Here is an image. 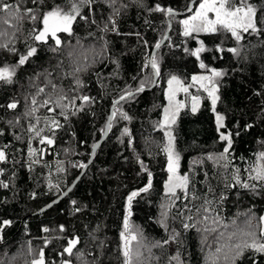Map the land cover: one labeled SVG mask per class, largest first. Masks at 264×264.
Instances as JSON below:
<instances>
[{
  "label": "trees",
  "instance_id": "trees-1",
  "mask_svg": "<svg viewBox=\"0 0 264 264\" xmlns=\"http://www.w3.org/2000/svg\"><path fill=\"white\" fill-rule=\"evenodd\" d=\"M5 2L14 3L15 0ZM54 2L61 3L62 0H47L49 6ZM188 2L189 0H143L145 7H140L135 0H117L116 7L128 6L117 18V32H102L101 28L108 21L112 8L105 0H95L91 10L83 9L87 22L78 18L73 25V35L58 34L62 40L58 52L50 51V46H54L51 38L49 44H37L28 38V30L32 27L30 22H25L23 32L18 34L19 39L13 45L17 49L15 54L0 49V66H3L16 63L20 54H26L29 45L38 48L37 54L17 69L13 84H0V104L6 105L13 98L19 100L16 110L0 108V132L3 133L0 135V148H4L7 156L5 162H0V170H3L0 181L8 184L7 188L0 187V222L12 221L10 226L0 231V264H29L32 259L27 251L29 242L32 247L40 248L44 245V237L71 238L73 235L80 237L81 242L77 247L84 252L87 260H98V264H121L118 245L126 196L147 183V174L140 171L137 156L152 172L153 187L149 193L141 194V197L134 200L131 221L140 226L151 240L166 238V233L156 223L160 214L163 184L167 179L166 156L158 147L163 143L164 136L154 125L161 120L163 106L167 104L164 89L167 88L169 76L175 74L190 82L193 74L204 72L199 68V61L183 51L184 47L198 46L196 40L179 35L178 20L183 16H178L173 21L168 33L170 40H165L161 48L156 50L161 63V76L156 84L120 102V107L130 119H120L119 115L114 118L112 127L96 149L93 160L73 187L51 207L42 212L37 210L57 197L79 174L81 168L73 167V164L87 161L93 144L102 133L112 100L118 99L126 88L134 90L150 72V69L142 71L146 54L161 39L166 25L161 13H149L146 7L159 3L184 13ZM251 2L260 4V0ZM25 3L35 7L29 0H25ZM93 20L96 23H92ZM136 33H139V37ZM199 39L204 40L206 47L210 49H214L221 41L225 49L237 47L235 41L230 37L225 38L223 34H201ZM105 41L107 52L104 53V59L92 64L87 71L77 74L83 82L82 94L94 97L95 103L72 116L68 122L58 114L59 110L50 113L41 108L37 112L42 118L38 127L42 126L43 117L53 116L64 128L57 130L55 143L51 146L32 140V147L44 148L45 153L41 163L32 164L30 169L32 158L28 156L30 134L27 128L29 123H35V119L24 116V112L37 87H45V93L38 97L40 100L52 92L43 75L35 79V86H30V78H35L38 73H51L49 80L70 96L74 95L69 90L76 87L75 78L65 73L90 62L91 52L86 53L85 49L95 48L98 51ZM144 41L148 42V47L144 46ZM241 46L242 52L238 58L227 51H207L201 54V58L209 67L225 70L227 73L220 78V100L216 111L225 117V128L221 131L232 133L235 163L246 167L240 157L250 160L255 153L264 151V143H261L264 142V35H246ZM85 54L89 56V61L84 60ZM189 92L199 95L201 100L197 112L193 114L190 96L185 97L181 93L177 97L187 105L181 110L172 129L176 149L181 155L180 171L184 174L190 168L194 169L195 191L201 197L208 192L209 184L212 186L214 193L209 195V199L216 201L212 205L215 214L221 217L224 224L229 225L227 229L218 228V231H232L235 227L232 221L243 226L250 209L257 218L264 215V192L255 195L238 187L225 188V183L230 180V173L220 170L221 176L217 178V169L210 161L193 166V160L222 151L224 142L219 140L216 114L212 111L210 100L206 98L207 94L195 87L190 88ZM257 92L261 95H257ZM26 96L29 97L27 101ZM16 117H20L19 123L9 125L8 121L15 122ZM249 124L252 125L251 128L246 127ZM124 128H128V135H122ZM237 132L239 135H236ZM17 136L21 139H16ZM129 140L132 141L131 145ZM57 161L63 162L64 172H57ZM205 171L209 173L208 181H205ZM49 182L59 187L50 189ZM221 193L227 197L223 201L219 200ZM73 200L76 201L75 205L72 204ZM202 202L201 199L193 204L199 207ZM77 207L81 211L75 212ZM202 216L203 213L195 217L201 223L187 231L179 222L169 220L170 228L174 227L181 233L179 244L172 243L163 250L153 249L159 260L152 264H169L168 257L177 252L183 264H206V258L215 253L218 243L214 239L215 233L204 232L206 227L214 225L210 221L204 222ZM61 224L65 226L64 233H44L41 230L43 227L58 229ZM97 226L99 231H95ZM93 236L96 237L95 240ZM101 241L105 244L103 248L100 247ZM65 244L66 240L59 239L48 245L45 249L48 264H59L62 259H71L76 264L75 257L58 254ZM247 256H253V253H248ZM255 260L256 264H264V257L260 255H255ZM239 264H251V260L244 258Z\"/></svg>",
  "mask_w": 264,
  "mask_h": 264
},
{
  "label": "snow or ice",
  "instance_id": "snow-or-ice-1",
  "mask_svg": "<svg viewBox=\"0 0 264 264\" xmlns=\"http://www.w3.org/2000/svg\"><path fill=\"white\" fill-rule=\"evenodd\" d=\"M140 7H145L143 0H135ZM29 3L35 7L27 6L25 0H15L14 3L0 0V49L9 53L15 54L17 49L13 46L15 41L19 39L18 34L23 32L25 22H30L32 27L28 30V38L37 44H49V38L54 41V46H50V51L56 53L59 51L62 40L59 33L74 34L73 25L77 19L87 22V16L83 14V9L91 10L95 0H62L61 3H52L51 6L47 4V0H29ZM111 8V14L102 32L113 31L117 32V18L121 12L127 9V5L116 7L117 0H105ZM149 13H161L165 20L163 23L167 29H171L173 21H176L178 16H183L178 20L180 26L179 35L185 39L196 40L198 44L195 48L184 47L183 51L199 61V68L204 70L202 74H193L190 82H186L179 76L172 74L167 79V88L164 89V97L167 104L163 106L162 118L155 123V128L163 132L164 140L158 147L166 156L167 179L163 184V196L161 197L160 214L156 219V223L166 233V238L159 240H151L144 233L143 229L131 221L133 202L141 194L149 193L153 187L152 172L148 170L147 166L137 156V162L140 165V171L147 174V183L137 189L132 190L126 196V203L124 206L123 220L121 230L119 232L118 251L120 253L121 264H152L153 261H158L159 257L155 255L153 249H165V246L172 243L179 244V236L181 233L176 228H170L169 220L179 222L185 231L190 228H195L197 224L201 223L200 219H196L203 213L202 220L204 222L210 221L214 227H206L204 232L215 233V241L218 246L215 248V253L206 258V264H239V262L247 258L251 260V264H256L255 255L264 257V215L258 218L251 213L246 215L243 221V226L237 224L235 220L232 224L235 226L232 231H218V228L227 229L229 225L222 222L221 217L215 214L212 205L216 202L214 199H209V195L214 193V189L209 184L208 192L201 197L195 191V176L194 169L190 168L189 172L181 174V155L176 149L175 136L173 135V126L177 123L180 112L185 108L186 102L177 99L183 93L185 97L190 96L191 112L195 114L199 108L201 97L199 95L191 94L190 88H197L198 91L206 93V98L210 100L212 111L216 114V130L219 134V140L224 142L223 150L218 153H209L206 156L193 160V166L202 164L204 161L212 162L217 169L215 176H221L220 170L225 173H230V180L225 183V188H242L249 192L259 195L264 192V151L255 153L254 158L245 160L244 157L239 159L246 165V167L238 166L235 163V157L232 154L233 139L231 132H224L221 129L225 128V117L216 111L217 102L220 100L219 83L220 78L227 73L225 70H218L215 67H209L201 58V54L207 51L232 53L234 57H240L242 52L241 41L246 38V35H264V0H260V4H254L251 0H189L185 5L184 13L179 12L173 7H165L157 3L152 7H146ZM149 23V21H145ZM92 23H96L95 20ZM109 24L111 28H109ZM119 34V33H118ZM131 34V33H129ZM201 34L204 35H218L223 34L225 38L230 37L235 41L237 47L223 48V41L217 44L214 49L206 47L204 40L199 39ZM139 37V33H136ZM103 39V37H101ZM164 40H170L167 31L162 32V39L157 41L153 46L155 49H160ZM79 43V41L77 42ZM144 46L148 47V42L144 41ZM38 48L29 45L26 54H20L19 59L14 64H4L0 66V84L11 85L15 82L14 78L17 75V69L24 66L31 57L37 54ZM85 52H91V60L75 67L72 72L65 73L67 76L75 78L76 87L69 91L74 92V95H69L62 88L48 79L51 73H38L35 78H30V86H35V79L43 75L47 85L51 87L52 92L45 95L42 100L38 99L41 94L45 93V87H37V90L30 98V104L26 105L24 116L35 119V123H29L27 132L30 134L28 141V156L31 159L30 169L32 164H39L43 160L45 153L44 148H33L32 140H38L41 145L51 146L55 143L57 130L64 128V125L53 116L43 117V124L41 125V117L37 112L41 108L47 109L48 112L54 113L59 110L58 114L68 122L72 116L85 111L88 107L95 103V98L89 95L82 94L83 82L79 79L78 73L87 71V69L99 60L104 59V53L107 52V41L97 51L95 48L85 49ZM71 55V53H69ZM245 59L247 57L245 56ZM84 60L89 61V56L84 55ZM117 63L116 61H112ZM59 66V65H58ZM150 69L143 79L140 80L139 85L134 91L127 88L122 90L118 99L112 100V112L108 116L104 128L101 132L104 133L111 129L114 118L118 115L120 119L129 120L130 117L120 107V102L134 97L137 93H142L147 87L156 84L157 79L161 76L160 57L156 52L146 54V59L143 64L142 71ZM134 79H136L134 77ZM261 95L260 92L256 93ZM29 97H25L27 101ZM79 101V103H77ZM19 105V100L13 98L6 105L0 104V108L8 110H16ZM264 115V109H262ZM20 117L15 118L14 121H8L9 125L15 126L18 124ZM251 128L252 125H246ZM3 133L0 132V135ZM128 128H124L122 135H128ZM239 135V132L236 133ZM16 139H21L17 136ZM131 145L132 141H128ZM264 143V142H261ZM7 147V146H5ZM93 149L97 145L92 146ZM67 152L68 149H65ZM7 159L4 148H0V162H5ZM73 167L86 168L85 163L73 164ZM57 172H64L63 162L57 161ZM3 170H0L2 174ZM205 181L210 180L209 173L204 172ZM205 181H201L204 183ZM0 187L7 188L8 184L0 181ZM56 187L49 182V188ZM66 195V193H65ZM227 197L221 193L219 200L223 201ZM203 200L199 207H195L193 202ZM181 203L178 204L177 202ZM55 203V201H53ZM75 205L76 201H72ZM192 205V206H190ZM51 207V205H48ZM194 209V212H193ZM173 210L175 212L173 213ZM43 211V209H41ZM75 212L81 211L80 208H75ZM12 221L3 220L0 222V231L7 226H10ZM44 233L58 231L60 233L66 232L64 225H59L58 229H50L43 227L41 229ZM97 226L95 231H99ZM199 231V229H197ZM89 235H92L91 233ZM94 240L96 237H92ZM43 247L34 248L29 242L27 249L28 255L32 257L29 264H48L45 256V249L53 240L63 239L66 244L62 245V252L58 253L61 256L75 257L76 264H98V260H87L83 251L78 249L80 244V237L73 235L71 238L62 236L44 237ZM207 237H205V240ZM105 246L104 241L100 242V247ZM248 253H253V256H247ZM91 255V253H89ZM169 264H183L179 253L168 257ZM59 264H73L71 259H62Z\"/></svg>",
  "mask_w": 264,
  "mask_h": 264
},
{
  "label": "water",
  "instance_id": "water-1",
  "mask_svg": "<svg viewBox=\"0 0 264 264\" xmlns=\"http://www.w3.org/2000/svg\"><path fill=\"white\" fill-rule=\"evenodd\" d=\"M169 30L170 29H167L166 28V30L165 31H167V35H168V33H169ZM161 39H162V37H161ZM160 39V40H161ZM159 40V41H160ZM165 41V40H164ZM164 41H163V43H164ZM162 43V44H163ZM161 44V45H162ZM156 50L157 49H155L154 47L152 48V50H151V52H156ZM153 86V85H152ZM151 87V86H150ZM147 88H149V87H147ZM135 90V89H134ZM134 90H132V91H134ZM111 112H112V104H111V106H110V110H109V114H108V116L111 114ZM107 119H108V117H107ZM107 119H106V121H107ZM106 121H105V123H106ZM104 126H105V124H104ZM109 130V129H108ZM108 130L106 131V132H104V133H101V135H100V137L97 139V141L94 143L95 145H97V147L95 148V149H93V147L91 148V151H90V154H89V157H88V159H87V161L85 162V164H87V167H88V165L91 163V161L93 160V157H94V155H95V152H96V149L98 148V146H99V144L102 142V140L107 136V133H108ZM93 144V145H94ZM86 167V168H87ZM86 168H81V170H80V172H79V174L74 178V180L67 186V188L64 190V191H62L57 197H55L54 199H52L51 201H49L47 204H45L44 206H42L40 209H38L37 210V212H42L41 211V209H43V211L46 209V208H48V205H52V204H54L53 203V201H55V202H57L61 197H63L64 195H65V193H67L72 187H73V185L76 183V181L79 179V177L81 176V174L86 170Z\"/></svg>",
  "mask_w": 264,
  "mask_h": 264
}]
</instances>
